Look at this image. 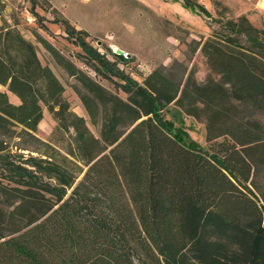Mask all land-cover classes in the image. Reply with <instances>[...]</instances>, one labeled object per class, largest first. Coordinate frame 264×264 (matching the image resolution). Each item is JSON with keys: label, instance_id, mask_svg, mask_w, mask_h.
I'll return each instance as SVG.
<instances>
[{"label": "rangeland", "instance_id": "obj_1", "mask_svg": "<svg viewBox=\"0 0 264 264\" xmlns=\"http://www.w3.org/2000/svg\"><path fill=\"white\" fill-rule=\"evenodd\" d=\"M241 12L230 0H0V242L23 247L51 205L66 217L60 226L76 220L75 203L93 216L94 243L81 247L90 259L108 250L118 264H173L176 251L178 264H213L204 244L224 249L228 264L262 259L264 243L234 230L264 229V114L243 103L264 93L228 91L222 75L228 92L217 93L215 113L211 89L195 85L219 80L211 67L232 53L264 79V16ZM211 47L220 53L209 59ZM207 118L222 129L213 133ZM147 124L155 133L139 136ZM223 143L250 169L229 170ZM158 162L163 173L152 178ZM193 196L219 215L202 223L203 239L217 243L180 235ZM248 199L260 213L247 212Z\"/></svg>", "mask_w": 264, "mask_h": 264}, {"label": "trees", "instance_id": "obj_2", "mask_svg": "<svg viewBox=\"0 0 264 264\" xmlns=\"http://www.w3.org/2000/svg\"><path fill=\"white\" fill-rule=\"evenodd\" d=\"M242 26L245 25L242 24ZM247 30L252 31L253 29H249L248 27ZM219 53L220 51L216 52L213 47H211L209 48L208 57L210 59L213 54ZM222 57L224 63H226V66H223L222 63L221 65H212L211 67V70L216 76L219 77V80H213V85H209L208 88L203 83L196 82L195 84L197 89H211L209 91L211 92L210 94L212 96L213 106H215V113H218V111L220 110V100H218L217 97V93L220 90L223 92L231 91L234 93H240L242 92L243 87H247L251 88L252 90L258 89L259 91H262L264 93V79L262 76L258 75L257 68L254 73H252L251 70H240L238 67V63L241 61L238 58L237 53H232L231 55L226 54L225 57L222 55ZM10 71L13 74L17 75V79L19 82H26L24 80V78H27L28 76L26 73L20 75L18 74L16 69H11ZM222 75L228 76L232 84V87L230 89H227L228 91L225 90L224 87L227 77L225 79ZM26 84L29 83L27 82ZM32 96H34L33 93ZM234 102L240 104V101H238L236 98ZM243 103L244 105L250 107L252 110L256 112L258 111L260 114H264V95L257 96L256 98H246L245 100H243ZM195 107L202 113L205 112V107L202 106L199 102L195 104ZM121 109H123L124 112H128L129 115H132L134 113L133 110L126 107ZM205 121L207 124V128H209L213 133H217L220 131V129H222V124L218 121H212L208 118ZM155 131L156 128H154L153 125L147 124V126L142 125L140 127L138 134L139 136L148 138L147 136L154 134ZM172 135L177 141H180L179 136L173 133ZM129 142H126L123 147H130L131 142ZM145 146L147 147L146 150L148 152L147 157L152 158L149 149V144L147 141L145 142ZM221 146L222 147L219 150L221 151L222 155L226 157L224 164H226V167L229 168V170L231 169L233 171H239L243 169L244 166H248L247 168L250 169L249 163H247V160L245 159L242 153L233 151L234 149L232 148V150L231 146L228 144L223 143ZM147 157L145 155V158ZM161 161L166 164L165 160ZM163 162H158V165L156 164L155 166L153 165L154 168L150 167L151 173L153 174L152 178H154L158 173H163L162 170L165 167L163 165ZM168 162H170V160H168ZM170 166H172V163H170ZM108 168L111 169V167ZM203 172L204 171H202V180L207 184V175ZM221 179V185L223 188L226 187L227 193L231 194L233 191L238 192L236 188L224 178V176L221 175ZM191 183L193 182L191 181ZM177 184V182L175 183V181H173V186L176 189L179 187V185L177 186ZM206 196L209 197L210 195ZM197 200L198 198H195L193 196L187 197V199H185L184 201L182 213L179 216L180 235H182V233L187 230V232H190L191 238L195 239V242H198L199 244L217 243L218 241H209L203 239L204 229L208 225H204L202 223H208L217 218L219 215L216 213V215L213 214L208 217L209 212L204 209L202 202L198 203ZM248 201H250L251 205L246 204L244 208L247 210V212H251V214H254V212H252L253 207H255L257 210L259 209L252 199H248ZM53 208L54 206L51 205L48 210L50 215L43 219L40 224L30 228V231L27 233L26 237L23 238V247H18L16 244H14V239L8 242H0V251H3L4 255L7 256L0 257V264H118L115 260V256L108 250L101 251V254L97 258L96 256L92 255V259H90L88 253L89 251L81 252V247H84L85 243L87 244L89 242L88 245L94 243V237L90 234L91 231L94 229L93 216L86 213V211L83 210L82 206L77 205L75 203L70 204V208L73 210L74 216H76V220H69L70 222L65 221V224L63 226H60L59 222L61 219L66 220L65 215H60L57 210L52 211ZM89 216L92 217L91 220L87 219L90 218ZM202 218L207 219L206 221H204L205 219ZM262 219L263 218L261 214V221ZM262 230L263 231L258 232V234L257 231H255V228L253 227L250 229L248 227L246 229L237 228L234 231L238 235L241 234L243 236L245 235L246 237L249 236L251 240H258L255 247L257 248L258 246H260V248L262 249V243H264L262 242L264 241V229L262 228ZM101 235L105 236V233H96V238H100ZM34 240L37 243L36 245H40L37 249L35 248L36 246ZM65 243L67 244L66 246ZM202 252L203 254L208 256V261L210 260L213 264H228V262H226L224 249L220 250L219 247L214 246L213 244H204L202 247ZM174 254L177 255L176 251L174 252ZM174 254L172 256V263L178 264L176 257H174ZM239 264H264V255L262 259H258L256 261L247 259L246 261L242 263L240 262Z\"/></svg>", "mask_w": 264, "mask_h": 264}, {"label": "crops", "instance_id": "obj_3", "mask_svg": "<svg viewBox=\"0 0 264 264\" xmlns=\"http://www.w3.org/2000/svg\"><path fill=\"white\" fill-rule=\"evenodd\" d=\"M230 1L237 2L239 4V11L241 14L243 13L241 11H245L247 13L260 14L264 16V0H230Z\"/></svg>", "mask_w": 264, "mask_h": 264}, {"label": "water", "instance_id": "obj_4", "mask_svg": "<svg viewBox=\"0 0 264 264\" xmlns=\"http://www.w3.org/2000/svg\"><path fill=\"white\" fill-rule=\"evenodd\" d=\"M116 54L118 55V56H124V51H121V50H116ZM126 56H128V55H126Z\"/></svg>", "mask_w": 264, "mask_h": 264}]
</instances>
